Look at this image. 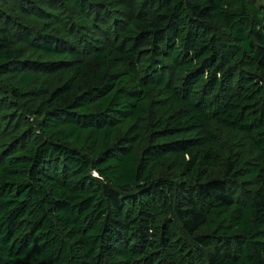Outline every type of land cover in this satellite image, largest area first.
Wrapping results in <instances>:
<instances>
[{
  "label": "trees",
  "instance_id": "obj_1",
  "mask_svg": "<svg viewBox=\"0 0 264 264\" xmlns=\"http://www.w3.org/2000/svg\"><path fill=\"white\" fill-rule=\"evenodd\" d=\"M61 71L0 87V264H264V0H0Z\"/></svg>",
  "mask_w": 264,
  "mask_h": 264
},
{
  "label": "rangeland",
  "instance_id": "obj_2",
  "mask_svg": "<svg viewBox=\"0 0 264 264\" xmlns=\"http://www.w3.org/2000/svg\"><path fill=\"white\" fill-rule=\"evenodd\" d=\"M26 55L29 58H41L38 54L30 51ZM65 76L66 73L62 71L49 75L38 74L33 82L29 83L25 89L21 90L18 75L16 73H5L0 75V87L4 89L5 92L7 89H15L19 94H21L19 102L28 107L36 102H39L45 96V93H48L54 85L61 82Z\"/></svg>",
  "mask_w": 264,
  "mask_h": 264
}]
</instances>
